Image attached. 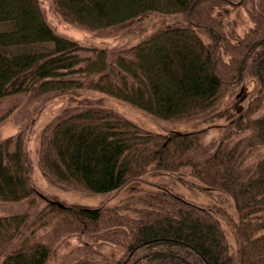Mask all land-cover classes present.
I'll return each instance as SVG.
<instances>
[{"label":"trees","instance_id":"16d2710c","mask_svg":"<svg viewBox=\"0 0 264 264\" xmlns=\"http://www.w3.org/2000/svg\"><path fill=\"white\" fill-rule=\"evenodd\" d=\"M89 30L148 11L182 21L107 50L57 33L39 0H0V123L23 98L100 91L164 119L200 116L246 76L256 80L244 112L213 150L204 130L145 129L102 105L66 106L42 130L38 162L49 180L86 192H112L150 168L189 173L227 192L236 217L169 184L152 182L118 204L82 206L48 199L37 208L24 130L0 140V264H264V0H54ZM245 5L251 24L225 29L215 10ZM231 228V248L221 225ZM76 244L58 253L61 246ZM118 250L103 252V245Z\"/></svg>","mask_w":264,"mask_h":264},{"label":"rangeland","instance_id":"374dc122","mask_svg":"<svg viewBox=\"0 0 264 264\" xmlns=\"http://www.w3.org/2000/svg\"><path fill=\"white\" fill-rule=\"evenodd\" d=\"M42 13L47 22L59 34L70 37L83 45H95L111 50L130 45L147 38L153 33L178 25L182 19L180 13H163L148 11L138 19L96 30H89L66 18L56 7L54 0H39ZM215 12L222 16L225 29L233 28L239 34L251 24L245 5L226 4L218 7ZM256 80L246 76L235 83L221 102L210 111L196 117L183 119H164L142 110L128 102L110 96L100 91L81 89L60 95H50L37 99L23 98L13 107L10 114L0 123V140L24 130L27 156L30 163V175L38 190L37 208L42 207L48 199H55L65 204L95 206L118 204L129 192L146 190L152 187V182H166L184 197L203 205L219 204L232 217H236V209L230 195L218 187L208 186L189 173V166L179 170L150 168L139 178L133 179L112 192H86L61 186L46 178L40 170L38 162V147L43 127L66 106H83L86 104L102 105L130 119L141 127L162 133L172 131L204 130L202 142L209 150H213L220 136L235 118L241 115L254 89ZM23 201H0V214L17 212ZM221 219L222 228L231 248H235V239L231 228ZM69 246H61L58 253L76 244V239L70 237ZM102 250L107 255L116 256L117 248L103 245ZM51 261L49 264H54Z\"/></svg>","mask_w":264,"mask_h":264}]
</instances>
